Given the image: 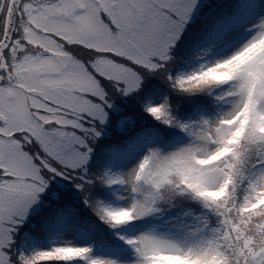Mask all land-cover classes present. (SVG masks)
I'll use <instances>...</instances> for the list:
<instances>
[{
	"label": "snow or ice",
	"instance_id": "obj_1",
	"mask_svg": "<svg viewBox=\"0 0 264 264\" xmlns=\"http://www.w3.org/2000/svg\"><path fill=\"white\" fill-rule=\"evenodd\" d=\"M0 264H264V0H0Z\"/></svg>",
	"mask_w": 264,
	"mask_h": 264
}]
</instances>
